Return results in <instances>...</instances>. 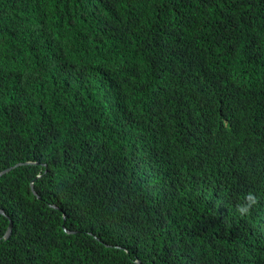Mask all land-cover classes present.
<instances>
[{
  "label": "trees",
  "instance_id": "trees-1",
  "mask_svg": "<svg viewBox=\"0 0 264 264\" xmlns=\"http://www.w3.org/2000/svg\"><path fill=\"white\" fill-rule=\"evenodd\" d=\"M256 145L264 0H0V264H264Z\"/></svg>",
  "mask_w": 264,
  "mask_h": 264
},
{
  "label": "clouds",
  "instance_id": "clouds-1",
  "mask_svg": "<svg viewBox=\"0 0 264 264\" xmlns=\"http://www.w3.org/2000/svg\"><path fill=\"white\" fill-rule=\"evenodd\" d=\"M226 42L227 40L224 39ZM231 43V41H230ZM197 147H199L198 142L196 143V146L194 149H196ZM240 157H244L246 160L245 161V165L248 167V169L250 170V173L252 174V176H254L255 179L257 180H264V167L261 168L260 170L258 169L259 166H264V147L261 145H256V147L253 149V146L240 152ZM24 163H18L15 164L9 168H7L6 170L2 171L0 173V175H4L8 172H11L13 170H15L16 168L20 167L21 165H23ZM33 188V192L35 194H38L35 190V187L32 185ZM245 201L243 203H239L236 206V212L240 215V216H245L246 214H248L251 210V208L253 207V205H255L256 203H258V199L256 197H254L251 193H249L246 197H245ZM0 210L4 211V213H1L2 215L9 217V215H7V212L0 207ZM10 220V224L13 223V228H12V233H13V229H14V222L11 218H9ZM9 224V226H10ZM65 227V226H64ZM9 229V227H8ZM67 232H71L69 229H67L65 227ZM8 232V230H7ZM7 232L4 236L5 239H8L11 237V235L7 238ZM140 264H142V262L139 261Z\"/></svg>",
  "mask_w": 264,
  "mask_h": 264
},
{
  "label": "water",
  "instance_id": "water-1",
  "mask_svg": "<svg viewBox=\"0 0 264 264\" xmlns=\"http://www.w3.org/2000/svg\"><path fill=\"white\" fill-rule=\"evenodd\" d=\"M0 212L4 213V211H2V210H0ZM12 228H13V223H11L10 226H9V229H8V232H7V235H6L7 238L11 235Z\"/></svg>",
  "mask_w": 264,
  "mask_h": 264
}]
</instances>
